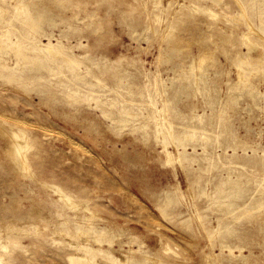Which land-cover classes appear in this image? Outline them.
I'll list each match as a JSON object with an SVG mask.
<instances>
[{
    "label": "rangeland",
    "instance_id": "obj_1",
    "mask_svg": "<svg viewBox=\"0 0 264 264\" xmlns=\"http://www.w3.org/2000/svg\"><path fill=\"white\" fill-rule=\"evenodd\" d=\"M241 2L0 0L2 264H75L89 242L54 231L77 220L110 259L264 264V3ZM5 127L95 215L18 171Z\"/></svg>",
    "mask_w": 264,
    "mask_h": 264
},
{
    "label": "bare ground",
    "instance_id": "obj_2",
    "mask_svg": "<svg viewBox=\"0 0 264 264\" xmlns=\"http://www.w3.org/2000/svg\"><path fill=\"white\" fill-rule=\"evenodd\" d=\"M128 1V0H127ZM264 3V0H262ZM63 2V1H62ZM159 4V3H158ZM157 4V7H158ZM239 4L242 6L243 8V14L245 15V9L243 6V2H241V0H239ZM181 6V5H180ZM194 7V6H193ZM155 9V8H154ZM194 9V8H192ZM196 10V8L194 9ZM3 13V12H2ZM166 13V12H165ZM241 14V16L243 15ZM33 18V17H32ZM159 19V17H156ZM2 20V19H1ZM160 21V20H159ZM162 21V20H161ZM164 22V21H163ZM164 24V23H163ZM170 28V27H169ZM164 29V28H163ZM165 30V29H164ZM167 30V29H166ZM169 30V29H168ZM251 31V30H250ZM253 32V31H252ZM255 32V30H254ZM259 32V31H258ZM163 33V32H162ZM260 33V32H259ZM248 34V33H247ZM248 35H245L244 37L247 39V41L245 42L246 45L248 46V50H253V48L255 47V44L253 41H251L248 37H246ZM263 36V35H262ZM163 37V35H162ZM167 38V36H166ZM244 40V39H243ZM46 47L47 50H45L46 52L50 53L49 55H59L60 51L56 50L57 48H59L61 45L59 44H53L50 40L48 41V43L46 45H44ZM61 55V54H60ZM62 56V55H61ZM245 57V56H244ZM200 62L204 61L206 59L205 55H200L199 57ZM245 58H241L240 61L244 62ZM66 60V59H65ZM247 60V59H246ZM251 60V59H250ZM67 61L70 63H73L74 65H77V67L79 66V62L72 59V58H67ZM7 62V61H6ZM28 63V62H27ZM200 64V63H199ZM245 65V64H244ZM196 69V68H195ZM263 72V71H262ZM243 74V73H242ZM240 76V75H239ZM242 76V75H241ZM254 76V75H253ZM196 77V76H195ZM197 78V77H196ZM249 81V80H248ZM252 85V84H251ZM244 88V87H243ZM250 88V85H249ZM262 97V96H261ZM110 121V120H109ZM1 127V126H0ZM31 127V126H30ZM44 132V131H43ZM2 134L11 138L13 140V144L10 147L4 148L1 150L2 154L6 155L7 158L11 159L14 163H16V167L18 169V171L23 172L26 175L31 176V178L38 184L46 187L47 189H49L51 192H53L54 194L57 195L58 201H60L61 205L65 208H67L68 210H72L75 211V213H78L81 210H86L88 212H90V216H94L95 213H92L88 207L86 205H84L83 203L77 201L70 193L66 192L60 185H58L57 183H48L46 181H44L40 176H37L35 172H33V169L31 168V166L28 164L29 162V156H27L26 151L27 149H29V145L28 144H23L21 143L19 140V138L21 137V132H17V131H13V130H9L5 128H2ZM24 135V134H23ZM23 137V136H22ZM24 140V139H22ZM101 141V140H100ZM72 142V141H71ZM78 145V144H77ZM79 147V146H78ZM112 147V146H111ZM100 148V147H99ZM81 149V148H80ZM88 153V152H86ZM92 155V154H91ZM39 159V157L37 158ZM118 187V186H116ZM55 203H53V205H55ZM74 213V212H73ZM57 216H62L60 214L59 211L56 212ZM76 215V214H75ZM37 214H34V216H32L31 214L29 215V218H37ZM25 218V217H24ZM23 218V219H24ZM27 218V217H26ZM87 220H90L91 218H87L85 217ZM95 218V217H94ZM92 218V219H94ZM98 218V217H97ZM96 218V219H97ZM86 219H84L86 221ZM100 219V218H99ZM27 220V219H26ZM77 220V217H76ZM91 221V220H90ZM68 221L66 222H61L60 225L62 227H65V225L67 224ZM77 224V230H76V234H67V231L64 228H56V230L54 231V235L55 236H59V235H68L69 237L71 236H78L82 239H84L85 241L89 242L87 244H83V245H79L77 246L76 249H74L75 252L73 253H69L67 256L70 260L74 261L75 264H99L98 263V258L99 256H101L106 262H112L113 264H116L118 262V264H135V259L133 257L134 254H137L138 252L141 251V248L135 250L133 247H130L128 251H122V253L120 254V259H110V257L108 256V254L106 252L103 251L102 249V238L104 239L105 236H107V228H102L101 226L98 227L96 226L94 223L91 222H81V220H77L76 222ZM67 226V225H66ZM53 235V236H54ZM114 235V234H113ZM112 235V237H113ZM111 236V235H110ZM119 236V235H118ZM120 236H122V234H120ZM130 237V235H129ZM79 238V239H80ZM75 239V238H74ZM168 239V238H167ZM105 240V239H104ZM108 240V239H107ZM106 240V241H107ZM110 240V239H109ZM112 240V239H111ZM114 241V239H113ZM108 242V241H107ZM57 243V242H56ZM85 243V242H84ZM113 242H110V246ZM109 244V243H108ZM132 244V241H131ZM107 245V244H106ZM124 245V244H123ZM141 246V245H140ZM108 247V246H107ZM4 249H6V246H3ZM2 248V249H3ZM74 248V247H72ZM110 248V247H109ZM225 248V247H224ZM147 252V251H145ZM231 252V250H230ZM146 257V256H145ZM147 260V259H146ZM137 262V261H136ZM140 263V262H139ZM154 263V262H153ZM0 264H2L1 258H0ZM141 264V263H140ZM145 264V263H144Z\"/></svg>",
    "mask_w": 264,
    "mask_h": 264
}]
</instances>
